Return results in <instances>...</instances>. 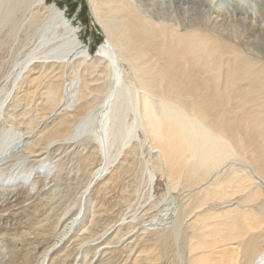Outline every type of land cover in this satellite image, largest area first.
Returning <instances> with one entry per match:
<instances>
[{"label":"bare ground","instance_id":"obj_1","mask_svg":"<svg viewBox=\"0 0 264 264\" xmlns=\"http://www.w3.org/2000/svg\"><path fill=\"white\" fill-rule=\"evenodd\" d=\"M85 1L103 35L93 53L55 5L0 0V52L25 35L0 72V223L21 226L0 235V264H264L250 233L264 223L262 24L231 42L232 24L222 39L203 23L205 0ZM146 141L132 194L95 202Z\"/></svg>","mask_w":264,"mask_h":264},{"label":"rangeland","instance_id":"obj_2","mask_svg":"<svg viewBox=\"0 0 264 264\" xmlns=\"http://www.w3.org/2000/svg\"><path fill=\"white\" fill-rule=\"evenodd\" d=\"M48 4H53V5H55L57 8H59L60 10H62L63 12H64V15H65V18L69 21V22H71L70 24L76 29V31H78V36H79V39H80V42L81 43H83V44H87V50H89L90 49V52L91 53H93L94 52V50L96 49V47L100 44V41L103 39V35H102V33H101V31H100V29L99 28H97L96 26H94V24L92 23V19H91V17H90V15H89V11H88V7H87V4H86V1L85 0H45ZM166 1V3H167V1L168 0H165ZM206 2H204V3H206V4H203V3H201L197 8H198V10H200V14H201V16H202V19H203V23L205 22L206 24V26L207 27H209L208 29L210 30V28L212 29V27H214L215 29H216V31L215 30H212L213 32H215V33H217V35H219V33L221 34V35H219L220 36V38H224V30H222L223 28H224V25L225 24H228V25H231V27H232V29H233V31H232V29L228 32H225V36L226 37H228L229 38V40L231 41V42H236V40H237V38L240 36V34H245V33H247V32H244V31H246V30H248L249 28H247L248 27V24H247V22L249 23V22H252L253 24H262V26H263V31H264V18L263 17H260V15H257V13L259 12V10L261 9V8H263L264 7V0H241V2H239L240 3V5H242V6H238V5H236L235 4V1L236 0H205ZM244 1H245V3H244ZM210 2V3H209ZM243 6H244V8H243ZM244 9V12L243 11H241V9ZM37 10V9H36ZM246 10V11H245ZM211 11V12H210ZM257 11V12H256ZM204 12V13H203ZM189 13V14H188ZM185 16V19H183L184 18V16L180 19V20H188V18L190 19L191 17H192V14H194L193 12H188ZM244 13V14H243ZM256 13V14H255ZM183 15V14H182ZM256 15V16H255ZM194 16V15H193ZM260 18H259V17ZM207 17V18H206ZM208 17H209V19H211V20H209L208 19ZM224 17V18H223ZM214 19H216V20H214ZM257 19V20H256ZM228 20V21H227ZM243 20V21H242ZM253 20V21H252ZM214 21V22H213ZM218 21H220L219 23H218ZM236 21V22H235ZM244 21H245V23H244ZM257 22V23H256ZM240 23H242V24H240ZM251 23V24H252ZM93 24V25H92ZM211 24V25H210ZM213 24V25H212ZM220 24V25H219ZM222 25V26H221ZM249 26H251V25H249ZM217 27V28H216ZM234 29H236V31L234 30ZM222 30V31H221ZM211 31V30H210ZM244 32V33H243ZM22 34H20L19 36H18V42H10L11 40H7L6 42H9L8 44L6 43V45L1 49V52H0V72H2L3 70H5V68H7V63H9V61L11 60V58L13 57L12 55H14V53L13 52H15L16 50L15 49H18L19 48V43H21V41L23 40V38L24 37H21V36H23L24 34V32H23V30H22V32H21ZM5 34V32H3L2 33V35H1V37L3 36ZM25 36V35H24ZM20 38H22L21 40H19ZM88 42V43H87ZM15 43V44H14ZM9 44H10V46H9ZM16 45L18 46V47H16ZM13 46V47H12ZM11 47L13 48L12 50H11ZM10 48V49H9ZM12 54V55H11ZM8 57V59H5V58H7ZM187 58V57H186ZM193 59H194V57H192ZM192 58H191V60H192ZM4 60V61H3ZM183 60V59H182ZM181 60V62H184V60L185 61H187V62H189V63H191L192 61L189 59V58H187V59H184L183 61ZM221 60L224 62L225 60H224V57H222L221 58ZM191 61V62H190ZM7 62V63H6ZM187 62H185V63H187ZM2 64H3V66H2ZM207 67V66H206ZM205 67V68H206ZM203 68V69H196V70H194V72H193V75H196V76H198L199 77V79H206L207 78V76L206 75H209L210 74V71L206 68ZM209 68V67H208ZM3 69V70H2ZM2 70V71H1ZM198 70H201V71H198ZM206 70L207 71H209V72H206ZM211 70V69H210ZM204 72V73H203ZM212 72V71H211ZM197 73H199L198 75H197ZM203 74V75H202ZM223 73H221L220 75H219V82L221 83H219V87H218V89H220V88H222V84H223V81H224V74L222 75ZM202 76V77H201ZM205 76H206V78H205ZM209 77V76H208ZM203 79V80H204ZM218 79V78H217ZM222 81V82H221ZM29 85V83H26L24 86H23V88H25L26 86H28ZM216 91H218L217 89H216ZM201 94V93H200ZM34 101V103L32 102V106H34L35 105V100H36V98H34L33 99ZM37 101V100H36ZM233 100L231 99L230 100V102L227 104V106H225L224 107V105H223V107H224V109H226V110H221L222 108H220L219 109V111H223V114H225V116H229L228 117V119H232L233 118V116H235V117H238L239 115H237V112H239L238 114H240V111H239V104H238V106L236 105L237 103L235 102V101H233ZM42 102H45L44 100L42 101ZM232 102V103H231ZM229 108V109H235L236 110V115H232L231 113H229V112H235V110H231V111H229V109H228V113L226 112L227 111V108ZM232 107V108H231ZM238 110V111H237ZM225 111V112H224ZM232 115V116H231ZM231 117V118H230ZM234 117V118H235ZM227 118V117H226ZM38 121H36L35 123H34V125L37 123ZM37 126L35 125V127L33 126V128L32 129H35ZM251 128H249L248 130H242V131H244L243 133H244V136L245 137H249L250 138V136L249 135H254L253 134V132H249L248 133V135H245V134H247V133H245V131L246 132H248L249 130H250ZM241 136H242V133H241ZM257 136V135H256ZM256 136H251V138L253 139L254 137V139L256 140ZM259 136V135H258ZM243 137V136H242ZM261 136H259V140L257 139L256 140V143H258L259 145H263L264 143V141H262L263 140V138L261 137ZM261 142L263 143V144H261ZM147 147H148V142L146 141V143H145V145L141 148V150L139 151L138 150V152H140V154H138V159H136V161H135V170L134 169H128L124 174H122V176L120 175V174H116V175H114L115 177V179H113L112 180V182H111V184L113 185H109L108 186V184L106 185V187H110V189L109 188H107V193H106V195H108V196H106V195H104V196H106V197H104V198H106V199H104L103 198V195H101L100 196V194H96V193H94L93 194V197L92 198H94V201L95 202H97V203H99V202H101V203H103V204H107L109 201L112 203H114L115 201H118V202H122V200H123V198L125 199L126 197L125 196H129V195H131L132 194V192H133V190L134 189H136V186H137V184H136V181H138V183H140L142 180H141V175H140V172H138V166H137V164L136 163H139V161H141V159H144L146 156V150H147ZM95 156V155H94ZM247 158V157H246ZM139 160V161H138ZM128 174V175H127ZM139 175V176H138ZM158 175H159V178H160V174H157L156 175V177H155V179H154V181H153V187H154V183H156V179L158 178ZM129 176V177H128ZM132 176H134V178L132 177ZM126 177V178H125ZM205 177V176H204ZM85 176L82 178V180L81 181H85ZM131 178V179H130ZM137 178V179H136ZM159 178H158V180H159ZM84 179V180H83ZM117 179H119V180H117ZM126 179V180H125ZM161 179V178H160ZM121 180V181H120ZM123 180V181H122ZM131 180V181H130ZM135 180V181H134ZM164 179L162 178V181H163ZM198 180H202V179H197V181H195L197 184H199L200 183V181H198ZM118 181V184L116 183ZM128 181V183H126ZM161 180H160V183L162 184L163 182V184H162V190L163 189H165V180L162 182ZM123 182V183H122ZM144 182H146L145 180H144ZM141 183L140 184V186H141V189H143V190H147L148 189V187H147V184H145V183ZM116 185H115V184ZM133 183H134V185H133ZM195 183V189H194V191L196 190L197 192V194H198V192L200 191V188H197L196 189V187H198V185ZM251 183V184H250ZM256 183H257V180H255V179H248V180H246L245 181V183H244V186L240 189V190H237V192H234L231 188H229V191L233 194V195H231V198H238V197H241V195H242V197H245V196H247L248 194H249V192H251L254 188H256V186H258V185H256ZM126 184V186H128L127 188H126V186H123V185H125ZM129 184H131L130 185V188H129ZM250 184V185H249ZM119 185V186H118ZM111 186H112V188H111ZM132 186H133V188H132ZM144 186V187H143ZM118 187V188H117ZM121 187V188H120ZM124 187V188H123ZM246 187V189H243V188H245ZM115 190H114V189ZM117 188V189H116ZM123 188V189H122ZM126 189V190H125ZM127 189H128V191H127ZM139 189H140V187H139ZM140 189V190H141ZM239 189V188H238ZM123 190V191H122ZM161 190V189H160ZM109 191H111V192H114V193H111V192H109ZM116 191V192H115ZM125 191L126 192H130V193H126V194H124L125 193ZM164 192V191H163ZM244 195H243V194ZM118 194V195H117ZM119 194H121V195H119ZM110 195V196H109ZM123 195V196H122ZM125 195V196H124ZM196 195V194H195ZM97 196V197H96ZM96 197V198H95ZM109 197V198H108ZM114 197V198H113ZM123 197V198H122ZM262 197H264V195H263V193H262V195H261V200L258 198V199H255L253 202H252V204H254L255 203V205H257L258 203H260L262 200H263V198ZM99 198V200H96V199H98ZM112 199V200H111ZM115 200V201H114ZM260 200V202H258V201ZM185 201V200H184ZM215 201H217L216 199H215ZM255 201H257V202H255ZM110 203V204H111ZM100 204V203H99ZM122 207V206H121ZM16 219H18V218H16ZM14 222V223H13ZM5 224V225H4ZM13 224H15V225H13ZM4 225V226H3ZM261 225V226H260ZM263 225V226H262ZM16 226V227H15ZM263 227V228H262ZM4 228V229H3ZM20 228H21V226H20V223H18L16 220H15V218H9L8 220H7V222H5V221H2L1 223H0V235L1 234H4V233H6V234H8V235H10V236H19L20 234H19V231H20ZM258 229V230H257ZM5 230H7V231H5ZM12 230V231H11ZM253 230V231H252ZM254 230L258 233V234H256L255 232H254ZM250 233L252 234H255V235H257V237L259 236V233H261L260 234V236H261V238H260V236L257 238V246H258V248L259 249H263L264 248V223H257L256 224V226H255V228L254 229H250ZM250 233H249V231H247L246 232V234H248L246 237H248V236H250ZM17 236V237H18ZM259 240V241H258ZM7 244H11V243H7ZM21 243H19V244H16V245H12V246H18V245H20ZM261 244V245H260ZM260 245V246H259ZM262 246V247H261ZM22 252V251H21ZM14 253V252H13ZM121 253V252H120ZM92 254V253H91ZM89 255L90 257H92V255ZM118 254V255H117ZM122 254V253H121ZM121 254H119V252H117V253H115V254H112L113 255V258H111L112 257V255H110V256H107V258H108V260L111 262V261H113V262H111V264H118V261L120 260V258H119V256L121 255ZM19 255V257H18V259L20 258V255L21 254H18ZM17 255V256H18ZM115 256V257H114ZM122 256V255H121ZM120 256V257H121ZM116 258V259H115ZM112 259H115L116 261H114V260H112ZM17 261H19V260H17ZM16 261V263L17 264H19L18 262ZM97 261H95L94 262V264L96 263ZM110 262H109V264H110ZM101 264V263H100ZM102 264H108V262H105V263H103L102 262Z\"/></svg>","mask_w":264,"mask_h":264}]
</instances>
